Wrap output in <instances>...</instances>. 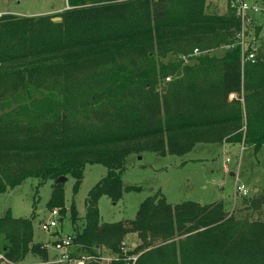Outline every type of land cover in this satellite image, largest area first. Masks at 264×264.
Wrapping results in <instances>:
<instances>
[{"label":"trees","instance_id":"trees-1","mask_svg":"<svg viewBox=\"0 0 264 264\" xmlns=\"http://www.w3.org/2000/svg\"><path fill=\"white\" fill-rule=\"evenodd\" d=\"M231 2L224 14L208 12L211 0H68L54 16L1 15L0 193L30 177L53 180L49 207L63 215L58 179L75 178L77 192L86 165L102 164L108 172L88 194L81 230L71 207L76 256L108 250L118 257L110 264L136 255L135 264H264V188L232 210L223 200L171 204L156 194L135 219L100 222L102 196L117 202L140 189L123 183L131 154L181 156L199 143L264 147V46L243 68ZM133 234L140 243L127 245ZM0 239L11 264L50 259L34 242L33 218L0 217Z\"/></svg>","mask_w":264,"mask_h":264},{"label":"rangeland","instance_id":"rangeland-1","mask_svg":"<svg viewBox=\"0 0 264 264\" xmlns=\"http://www.w3.org/2000/svg\"><path fill=\"white\" fill-rule=\"evenodd\" d=\"M211 1L212 4L208 8L210 13L224 14L230 6V0ZM245 1L253 7L247 12L253 21L247 26L246 34L253 46L260 49L264 46V0ZM69 7L68 0H0V16L3 14L54 16ZM257 28L260 32L256 36ZM175 59V56L170 55L165 62ZM227 159L230 160L229 173H225L223 168ZM232 171L234 174H231ZM107 172V167L102 164H87L77 192L74 191L75 178L71 176L67 178L64 183L65 211L63 215L60 213L59 225L54 231L64 236L75 234L76 225L71 219L73 205L79 215V230L83 228L88 194ZM237 177L250 194L258 187L264 188V147L256 153L253 147L240 143H199L192 151L181 156H161L153 151H145L140 155L131 154L122 172L123 183L124 186H135L140 189L125 191L117 202L112 201L107 195L102 196L98 204L100 222L115 223L135 219L140 204L156 194H163L171 204L184 201L208 204L223 200L227 209H238L244 203L241 202L243 198L235 193ZM53 186V180L40 184L39 179L30 177L14 189L0 193V217L11 212L15 218H33L34 242L47 245L52 256L56 253L53 248V235L44 231L42 225L51 218L52 209L49 207V201ZM126 241L127 245L140 243L136 234L130 235ZM3 245L4 241L0 239V249ZM105 251L114 256L108 250ZM41 262L39 257L31 255L24 264Z\"/></svg>","mask_w":264,"mask_h":264},{"label":"built area","instance_id":"built-area-1","mask_svg":"<svg viewBox=\"0 0 264 264\" xmlns=\"http://www.w3.org/2000/svg\"><path fill=\"white\" fill-rule=\"evenodd\" d=\"M232 7L236 10V14L241 20V31L238 35V40L234 46H238L241 49V65L244 66L247 63H255L257 60L256 48L253 46L254 44L251 43L249 36L246 34L247 26L252 24V19L248 15V11L252 10L253 7L249 6V4L245 0H232L231 2ZM255 11H258L257 8H254ZM248 31V29H247ZM233 47V46H231ZM194 55L200 54L198 49L194 50ZM187 61V58H183ZM170 81L171 78L168 77L166 79ZM237 97L236 94H231L230 98ZM230 160L227 159L224 163V172L229 173L230 168L228 166V162ZM236 195L240 196H248L250 194L249 190L243 185L240 184L239 179L237 177L236 181ZM60 216L59 209L55 208L52 209L51 218L47 223L42 225V229L44 231L50 232L53 235V248L55 250V254L50 257L48 262H41L40 264H88L89 262L95 260L100 264H110L113 260H116L117 256H110L109 254H100L98 256H89V255H82L78 254L77 256L74 253V245H73V236L72 235H61L58 232L54 231L59 225L58 217ZM125 245V244H123ZM48 248L47 245H44ZM123 252H126L125 246L122 247ZM138 256H130L126 258V264H135ZM0 259L3 260L4 263L11 264L3 255H0ZM23 264V263H21Z\"/></svg>","mask_w":264,"mask_h":264},{"label":"water","instance_id":"water-1","mask_svg":"<svg viewBox=\"0 0 264 264\" xmlns=\"http://www.w3.org/2000/svg\"><path fill=\"white\" fill-rule=\"evenodd\" d=\"M61 19H62L61 17H55V18H53V21H61ZM66 180H67V177H61V178L58 179L57 183H59V182L60 183H65ZM257 191H258V188L255 189V192H257Z\"/></svg>","mask_w":264,"mask_h":264},{"label":"crops","instance_id":"crops-1","mask_svg":"<svg viewBox=\"0 0 264 264\" xmlns=\"http://www.w3.org/2000/svg\"><path fill=\"white\" fill-rule=\"evenodd\" d=\"M6 13H11V12H6ZM220 52L222 53V51L220 50V51H217V53L218 54H220ZM231 171V170H230ZM231 174H234V171H232L231 172ZM42 244H44V243H42ZM133 245H135L136 243H132ZM48 250H49V254H50V257L52 256V252H51V249L50 248H48ZM55 254V253H54ZM31 255H29L27 258H29ZM33 256V255H32ZM33 257H38V256H33ZM23 264H24V262H23Z\"/></svg>","mask_w":264,"mask_h":264}]
</instances>
